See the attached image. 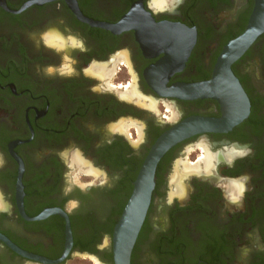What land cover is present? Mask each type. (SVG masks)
Returning a JSON list of instances; mask_svg holds the SVG:
<instances>
[{
  "label": "flooded vegetation",
  "instance_id": "flooded-vegetation-1",
  "mask_svg": "<svg viewBox=\"0 0 264 264\" xmlns=\"http://www.w3.org/2000/svg\"><path fill=\"white\" fill-rule=\"evenodd\" d=\"M256 2L0 0V234L39 258L0 239V264H69L75 257L115 264L113 214L155 142L190 118L227 112L216 98L169 90L212 79ZM131 11L136 27L147 28L151 18L195 36L170 76L160 68L167 52L178 59L168 47L143 46L135 28L115 33L91 24H116ZM175 34L166 43H179ZM231 70L248 99L246 116L163 155L131 264H264V32ZM234 105L230 113H244V102ZM75 171L94 182L79 185ZM50 209L68 214L73 235L60 263L52 262L65 250L64 217L34 219Z\"/></svg>",
  "mask_w": 264,
  "mask_h": 264
},
{
  "label": "water",
  "instance_id": "water-1",
  "mask_svg": "<svg viewBox=\"0 0 264 264\" xmlns=\"http://www.w3.org/2000/svg\"><path fill=\"white\" fill-rule=\"evenodd\" d=\"M135 14V11H131L116 24L101 22H91V24L111 30L115 33L135 28L140 35L138 39L144 41L142 42L143 46L149 47L152 45V41H158L155 43L157 47L163 49L168 47L169 50H172L173 54H176L178 59H175L174 62H171L170 54L167 52L169 57L164 60L160 68H166L168 74L167 76H170V74H172L175 70H178L179 67L184 65L194 45L195 36H190L189 30L187 28H175L172 27L170 23L155 24L151 18L147 21L145 20V22L153 25L151 28V30H153L152 32L148 31L150 29L148 24L147 28L136 27ZM175 32H178V34H175V36H178L180 42L175 43L174 45L166 43L164 39L170 38L172 36L170 34ZM263 32L264 0H257L247 29L242 35L231 41L225 47L215 65L212 79L207 82L197 84H178L169 90V96L178 98H216L221 102H224L227 112H225L223 118L221 119L200 117L190 118L161 135L155 142L149 154L147 155L136 180L133 183L132 193L123 208L121 216L114 226L112 240L113 258L115 264H131L132 252L150 207L152 193L155 187V170L163 155L172 146L190 136L209 131L221 130L224 129V127H230L232 124L246 116L245 112H248L249 109L248 99L237 78L233 74L231 65ZM159 35L161 36V38L158 37L160 40L153 39L154 36ZM170 46L173 48L170 49ZM237 101L244 102L246 104V108L243 109L242 112L244 113L242 114L240 112L230 113V110L236 109L234 104ZM230 119L232 120L231 124L229 123ZM22 174L23 165L21 163L18 176V190L21 193ZM55 214L61 215L66 221L65 250L60 259L52 262L60 263L69 255L73 244V235L68 214L60 209H50L41 213L34 219L40 220L46 218L49 215ZM0 239L10 246L15 252L29 256L30 258L39 259L20 250L2 234H0ZM41 261L46 262L44 260Z\"/></svg>",
  "mask_w": 264,
  "mask_h": 264
},
{
  "label": "rangeland",
  "instance_id": "rangeland-1",
  "mask_svg": "<svg viewBox=\"0 0 264 264\" xmlns=\"http://www.w3.org/2000/svg\"><path fill=\"white\" fill-rule=\"evenodd\" d=\"M83 173L84 172H81V171L73 172V176H74L73 180L76 181V183H78L81 186H84L86 183L94 182L93 178L85 177V176H83ZM103 205H104L105 208H107V206L109 204L107 203V201H105ZM116 207H117V210H118V208H119V204L118 203H117ZM115 212H114V214H115ZM114 214H113V216H114ZM114 218H113V220H114ZM69 264H92V263L88 259L81 258V257H75V258L72 259V261Z\"/></svg>",
  "mask_w": 264,
  "mask_h": 264
},
{
  "label": "trees",
  "instance_id": "trees-1",
  "mask_svg": "<svg viewBox=\"0 0 264 264\" xmlns=\"http://www.w3.org/2000/svg\"><path fill=\"white\" fill-rule=\"evenodd\" d=\"M128 199H129V196L128 197H126V198H124V197H120L119 198V201H118V204H119V208H118V210L115 212V214H114V220L112 221V229H110V232L112 233L113 232V225H115L116 223H117V221L119 220V218H120V216H121V213H122V211H123V208H124V206H125V204H126V202L128 201ZM143 229V228H142ZM141 232H142V230H141ZM141 232H140V235H141ZM139 235V236H140Z\"/></svg>",
  "mask_w": 264,
  "mask_h": 264
}]
</instances>
